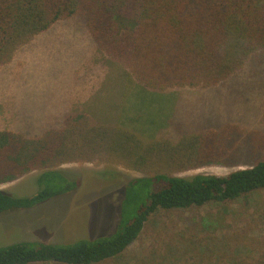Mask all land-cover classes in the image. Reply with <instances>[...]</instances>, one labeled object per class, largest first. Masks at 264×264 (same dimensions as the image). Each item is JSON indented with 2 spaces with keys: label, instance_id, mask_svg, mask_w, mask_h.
I'll return each instance as SVG.
<instances>
[{
  "label": "trees",
  "instance_id": "16d2710c",
  "mask_svg": "<svg viewBox=\"0 0 264 264\" xmlns=\"http://www.w3.org/2000/svg\"><path fill=\"white\" fill-rule=\"evenodd\" d=\"M72 17L82 18L99 48L129 72L142 105L153 100L148 92L221 87L264 52V0H0V71L37 36ZM105 119L78 114L35 137L0 132V184L40 171L32 195L0 189V214L77 192L79 175L63 170L64 164L125 165L140 172L125 185L112 233L1 245L0 264H264V233L211 210L201 224L217 239L213 248L197 247L180 229L148 255L125 258L161 214L230 205L264 191V160L227 176H180L229 158L228 135L237 128L185 135L173 144L147 142Z\"/></svg>",
  "mask_w": 264,
  "mask_h": 264
},
{
  "label": "rangeland",
  "instance_id": "374dc122",
  "mask_svg": "<svg viewBox=\"0 0 264 264\" xmlns=\"http://www.w3.org/2000/svg\"><path fill=\"white\" fill-rule=\"evenodd\" d=\"M129 75L99 48L82 18L60 21L20 49L0 71V132L35 137L85 114L92 121L107 118L147 142L166 139L176 144L185 135L234 126L237 129L227 139L229 158L179 175L227 176L264 160V52L253 56L221 87L172 90L157 96L148 92L147 99L153 100H145L144 105L136 98L139 88ZM61 168L79 175L78 191L31 210L0 214V246L18 241L69 243L115 230L125 185L140 172L125 165L96 163ZM39 174L35 170L0 184V189L21 197L32 195L38 191ZM210 210L264 233V191H259L230 205L161 214L125 258L148 255L152 245H164L163 237L180 229L192 236L197 247L213 248L217 239L201 224Z\"/></svg>",
  "mask_w": 264,
  "mask_h": 264
}]
</instances>
